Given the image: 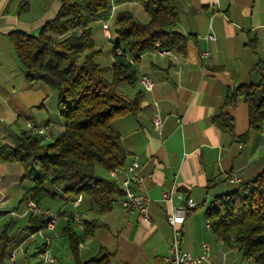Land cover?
<instances>
[{"label": "crops", "instance_id": "obj_1", "mask_svg": "<svg viewBox=\"0 0 264 264\" xmlns=\"http://www.w3.org/2000/svg\"><path fill=\"white\" fill-rule=\"evenodd\" d=\"M169 1L179 10V20L172 29L193 36L188 40L187 53L164 56L144 53L138 64V81L119 85V90L130 97L138 92L143 94L141 111L115 119L111 124L120 132L130 153L128 162L134 158L140 161L139 172L144 177L140 190L151 199L150 221L123 208L122 196L112 210L101 214L90 207L88 196H78L81 201L75 206L76 198L46 184L57 196L43 199L40 205L60 217L53 229L41 231L43 236L34 234L30 217L36 214L29 211L26 200L17 207L19 212L3 210L21 200L24 186L31 183L20 164L1 161L0 213L4 215L1 220L8 213L18 217L12 219L10 232L17 233L18 238L8 248L7 264H40V252L47 240L50 253L56 258L47 264H74L67 229L70 227L82 237L86 222L95 219L103 225L79 244L83 261L108 251L113 254L110 264H166L172 241L168 214L174 205L185 204L189 197L197 207L183 224L181 248L196 257L204 254V242L210 248L209 256L196 264H258L216 236L206 209L216 196L236 190L242 182L253 180L264 170V124L260 130L250 128L249 105L243 100L235 106L224 105L231 88L261 80L253 68L264 59V0ZM28 2V9L21 10L22 0H0V116L3 117L0 142L9 144L22 130H27L22 121L21 131H12L21 118L49 127L53 136L62 133L66 125L61 114L55 112L57 92L41 81L26 80L9 40V33L14 30L37 33L55 17L61 0ZM115 5L108 16L92 24L96 47L103 49L98 60L106 67L114 61L113 42L106 47L102 41H96L97 33L106 37L104 22H110L109 33L112 31L115 39L119 10H129L140 20H149V14L138 2ZM252 39L257 40V52L249 45ZM204 52H208L207 57ZM143 75L155 81L152 90L143 87L140 81ZM221 112L233 116L234 134L214 123L213 117ZM155 114L163 119L161 130L153 125ZM97 173L114 180L100 166ZM231 176H239L241 181H233ZM165 194H171L173 200ZM75 213L80 215L81 222L74 221Z\"/></svg>", "mask_w": 264, "mask_h": 264}, {"label": "trees", "instance_id": "obj_2", "mask_svg": "<svg viewBox=\"0 0 264 264\" xmlns=\"http://www.w3.org/2000/svg\"><path fill=\"white\" fill-rule=\"evenodd\" d=\"M114 2L140 3L149 20L142 21L129 10L118 11L114 61L106 67L98 60L103 49L96 47L92 24L108 16ZM28 3L22 0L21 10L28 9ZM178 20L179 10L169 0H61L55 17L37 33L22 30L9 33L26 80L41 81L57 92L58 108L66 122L65 130L55 136L45 126L50 141L22 130L13 144L0 142V162L20 164L31 183L24 186L21 202L33 200L42 207L43 199L57 196V192L45 186L48 184L71 198L88 196L90 207L98 213L113 209L124 194L123 188L97 173V167L110 171L127 164L130 153L120 132L111 124L125 115H137L143 99L141 92L133 97L122 93L119 85L138 81L142 55L157 44L161 49L186 55L188 40L193 36L172 29ZM249 45L257 52L256 39ZM253 71L261 75L260 82L231 88L224 105L247 102L250 128L260 130L264 124V59L254 65ZM213 121L234 134L232 115L221 112ZM206 214L219 239L264 264V170L253 180L242 182L236 190L216 196ZM46 219L43 214L31 215V231L40 230ZM12 223L13 220L7 221L0 230V264H7L8 248L18 238L17 233L10 232ZM102 225L99 219L87 221L82 237L68 227L74 264H110L111 252L85 261L79 253L84 237Z\"/></svg>", "mask_w": 264, "mask_h": 264}, {"label": "built area", "instance_id": "obj_3", "mask_svg": "<svg viewBox=\"0 0 264 264\" xmlns=\"http://www.w3.org/2000/svg\"><path fill=\"white\" fill-rule=\"evenodd\" d=\"M114 7V6H113ZM106 24V36L111 39V34H109V23ZM212 35H209V38H212ZM121 51V48H120ZM153 54L159 55H172L173 51L171 49H161L158 44L151 51ZM204 57L208 56V52L203 53ZM134 62L133 59H131ZM140 81L143 86H148V90H152L155 87V81L148 75H143L140 78ZM0 119H2L0 117ZM153 125L158 130H161L163 125V119L159 114H155L152 118ZM27 127L30 129L32 133H37L42 135L45 139H49L48 135H44L43 131L40 129V123L34 121H28ZM140 161L137 158L132 159L127 162L124 167H118L111 169L109 171L110 176L114 180H118L120 182L121 187L123 188L124 194L122 196L121 204L123 208H125L129 212H136L139 214V217L144 221H150L149 216V203L151 199L143 194L140 190L142 183L144 181V177L141 176L140 169ZM233 181H241L239 176H231L230 178ZM166 198L170 201L173 200L171 194H165ZM81 201V197H78L74 200V205L78 206ZM27 206L29 211L38 212L29 207V201L27 202ZM197 205L193 198L189 197L187 202L182 205H174L172 210L168 214V222L172 227V241L169 246V252L165 257L166 264H196L209 256V243L204 242V254L201 256H194L191 252L184 251L181 248L180 241L183 234V224L186 221L187 217L191 213V211L196 208ZM48 215H54V222H50L49 229H53L60 215L54 213H45ZM74 221L81 222V217L78 213L73 214ZM39 234L43 236L44 232L36 231L34 234ZM13 257V255H11ZM41 262L40 264H47L49 262H55L56 258L50 253L48 240L46 242V246L40 252Z\"/></svg>", "mask_w": 264, "mask_h": 264}, {"label": "rangeland", "instance_id": "obj_4", "mask_svg": "<svg viewBox=\"0 0 264 264\" xmlns=\"http://www.w3.org/2000/svg\"><path fill=\"white\" fill-rule=\"evenodd\" d=\"M116 2H114V4H113V6H112V9H115V7H116ZM107 23H109V26H110V22L109 21H106ZM105 23V22H104ZM97 31V30H96ZM111 32V39H109L107 36L105 37V36H103V33L102 32H100V33H97L96 34V37H97V39H96V41H102V43H103V45H105L106 47L107 46H110L111 45V43H110V41L111 42H113L114 41V34H113V32L112 31H110ZM58 111V112H57ZM55 110V112H56V114H60V111H59V108H58V110ZM2 119H0V121H2L3 120V117L2 116H0ZM24 122L25 123V127L27 128V131H29V132H31L30 131V129L27 127V122L28 121H33V120H28V119H26L25 117L24 118H21L20 119V123L19 124H17V125H15V127H13V132L14 133H18L19 131H21V122ZM32 133V132H31ZM52 135H53V132H52ZM51 140V138L50 139H47V141H50ZM28 201H30V200H27L26 201V203L28 202ZM21 204V201H20V199L19 200H17V201H15V202H13V203H10L9 204V206L7 207V209H3V210H16V211H18L19 212V210H18V206ZM39 205V204H38ZM29 209V208H28ZM45 209H48V208H45ZM17 212V213H18ZM4 217V215H3V213L1 214L0 213V224H1V226H3L7 221H9V220H12V219H15V218H18V217H15V216H11V215H9V213H8V215H6V218H5V220H1V218H3Z\"/></svg>", "mask_w": 264, "mask_h": 264}, {"label": "bare ground", "instance_id": "obj_5", "mask_svg": "<svg viewBox=\"0 0 264 264\" xmlns=\"http://www.w3.org/2000/svg\"><path fill=\"white\" fill-rule=\"evenodd\" d=\"M104 29L106 31V24H104ZM110 34V33H109ZM120 50V49H119ZM146 90H148V86H143ZM40 129L43 131L44 135H48V131H47V127L43 126L40 124ZM49 137V135H48ZM50 139V137H49ZM29 207L30 209H33L35 211H38V212H32L33 214H43L45 215V217L47 218L43 227L39 230V231H42L44 228H49V224L50 222H54V215H48V214H45V213H54V214H58L57 212H54V211H51L49 209H45V208H42L40 207L35 201L33 200H30L29 201Z\"/></svg>", "mask_w": 264, "mask_h": 264}]
</instances>
